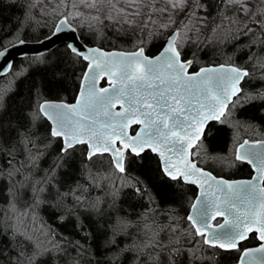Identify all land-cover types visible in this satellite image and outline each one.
Segmentation results:
<instances>
[{
    "label": "trees",
    "instance_id": "16d2710c",
    "mask_svg": "<svg viewBox=\"0 0 264 264\" xmlns=\"http://www.w3.org/2000/svg\"><path fill=\"white\" fill-rule=\"evenodd\" d=\"M143 1L153 8L154 19L165 16L161 14V0ZM108 2L111 0H95L96 6L103 8L105 14L110 8ZM251 2L257 8L262 6V0ZM69 3V0H55L54 8L41 14L34 7H30L32 9L29 11L23 1L0 0V48L17 39L37 40L47 36L62 14L68 15V20L77 27L81 39L88 44L107 49H133L143 46L146 53L152 55L164 43V33L159 31L158 34L150 36L145 32L139 36V40H135L137 44L133 45L135 34L115 31L103 20H87L84 16L81 19L77 17L78 21L73 22L71 18L78 13L69 8ZM194 4L197 8L187 14L181 27V35L190 29L197 32L198 29L201 31L205 28L199 41L187 44L183 52L186 59L194 61L192 70L201 65L219 62L235 63L248 67L254 73L252 78H246L243 82L245 94L264 91V78L253 63L248 61V57L252 55L248 46L254 41L244 40L233 47L235 41L232 34L238 31L233 24L228 31H224L217 43L209 44L208 40L215 36V30L220 25V0H194ZM231 18L235 20V15ZM154 25V30L160 28L156 23ZM180 40L178 36L177 43L183 45L185 41ZM255 43L253 51L259 53L261 45L258 40ZM259 59L264 61V54ZM12 64V71L0 79L1 92L4 82V85H9L2 95L0 92V141L18 144L14 153L17 160L14 168L24 163V158L20 159L19 153L25 147L30 151L29 140L34 145L31 152L38 154L33 172L24 175H27L32 183L43 179L44 191L38 193L39 201L35 208H31L34 212L28 213L27 217L22 216L24 222L16 227L12 219L13 227L19 228L20 231L26 229L33 243L39 242L45 247H51V242L57 241L58 237L61 242L64 238L75 241L90 230L95 236V249L103 253V245L109 238L113 222L118 219L139 223L147 219L148 223H154L156 240L180 247L182 254L177 257L176 264L235 262L241 249L257 243L255 234L251 233L233 250L205 245L201 237L194 235L195 229L186 218L196 194V187L180 179L174 181L166 177L158 158L148 150L139 155L127 152L124 158V173L114 169L107 155H94L88 159L85 155V145H75L66 152L61 151L59 138L51 136L49 123L43 116L38 115V104L45 99L70 101L77 92L86 62L68 50L65 43L58 44L41 55L18 57ZM236 129L238 132H234ZM245 137L250 140L264 138V107L259 101L234 106L231 111H226V118L209 122L192 158L216 175L228 178L249 177L252 173L250 166L244 161L236 160L232 148L234 142H240ZM6 158L8 157L0 156V168L4 167L2 162ZM219 158L225 159L224 162ZM19 160H22V163ZM95 171L105 174L100 183L90 182V175L93 180H99L94 174ZM13 182L7 175L0 177V208L5 210L9 203H13L12 194L8 191ZM138 188L142 194L137 192ZM66 193L69 195L65 196ZM77 194L90 204L96 202L102 205L105 213L97 215L95 212H85L81 209L80 219L73 213L71 218L61 222L60 216L65 215L67 210L75 205ZM32 196L31 188L27 185L24 188L17 186L15 199L23 201H19L23 203L22 206L30 204ZM81 219L85 226L84 233L76 226ZM49 230L52 235L45 239ZM17 250L13 237H0V251L3 252L0 264H8L10 258L14 262L13 253ZM185 254L189 258H185ZM193 254L195 261L190 259ZM75 255V252H70L69 256H58L53 252L46 258V264H69V257L75 258ZM110 255L111 253L103 254L99 258L104 260ZM167 255L165 253V256ZM128 264H131V261ZM165 264H171V261L166 260Z\"/></svg>",
    "mask_w": 264,
    "mask_h": 264
},
{
    "label": "snow or ice",
    "instance_id": "6c2138e0",
    "mask_svg": "<svg viewBox=\"0 0 264 264\" xmlns=\"http://www.w3.org/2000/svg\"><path fill=\"white\" fill-rule=\"evenodd\" d=\"M161 3L163 4L161 14L167 16L169 20V23L162 27V31H167L169 37L163 52L154 59H150L145 55L143 47L135 51L120 53H107L99 52L97 49H88V54H85L84 50L77 47L74 42L76 37L73 36L67 44L68 50L77 57L89 62L87 65L88 71L84 73L85 81L91 79V83L87 85V93L85 94L84 86H82L81 96L83 99H78L76 105L54 104L46 101L39 105L38 115L46 117L52 122L54 126L51 128L50 134L52 137H63L66 148L62 151L66 152L67 149L74 146V143H87L89 148L92 149L91 141L97 138V120L100 118V114L103 113L105 118L103 129L108 132L103 143V151L114 154L113 163L119 172L124 173L126 171L121 156L116 154L120 147L125 151H131L139 155L145 151L146 147L152 152H158V146L162 145L169 153L176 151L181 156L184 149L188 153L187 163L181 160L183 163V169L181 170L180 163L173 166L171 160L165 157L164 151H159V155L163 158V172L165 175L174 181L177 180L178 176L173 175V167H175L181 173L183 179L189 183H196L192 177L196 176L198 172L201 174V178L207 181L208 174L191 162V155L201 142L200 132L202 129L197 125L202 124L204 120H222V118H226V110L231 111L237 105L259 101L261 106L264 107V91L245 94L243 82L246 81V78H252L254 75L248 67L221 64L218 67H202L197 71H192L194 61L186 59L183 52L187 44L199 41L200 33L197 32L195 40L189 34L183 45L177 43V38L181 35L183 20L187 18V14L191 10L197 8V5L194 4V0H161ZM220 3L222 14L220 25L215 31H228L235 24L238 31L232 34L235 41L233 47L244 40L252 39L254 42L248 46V50L252 52V55L248 57V61L253 63L254 67L260 71L261 77L264 78V61L259 59L264 54V0H262V6L259 8L253 5L251 0H220ZM87 6L94 8L96 4L92 3ZM30 7H35V4L30 5ZM233 14L235 20L231 18ZM76 18L72 17V19ZM67 23L68 15L65 14V19L54 26L55 32L52 36L46 37L45 40L59 37L61 32L65 30L75 32L74 28L66 29ZM241 25L243 26L241 27ZM130 27L135 28V25L132 24ZM257 33H259V36H257ZM256 40L261 45L259 53L253 51L256 47ZM217 42L215 36L208 40L209 44ZM23 43L24 41L21 40V44ZM8 51V49L0 51V57H6ZM133 66L137 69L142 68L143 75L140 78L141 83L131 90L136 93L146 92L153 97V101L147 107L157 109L155 115L162 117L160 120L161 126L167 129L169 128L168 122L172 121L167 136L154 126L151 110L141 112L137 108V112L133 113L131 111L133 106L127 100L115 106L119 109H127L123 114L120 111L114 113L110 110L114 107V100L128 96L129 89L127 85L121 88L118 87V84L129 79V70ZM13 67L14 65L11 62L0 65V79L9 74ZM160 67H163L165 73H167V78L161 76L158 72ZM113 69L118 70V72L113 71ZM100 71L111 73V75L105 77L111 87H101V94H98L95 81ZM117 74H119V79L114 78ZM157 78L163 80L162 86L152 83ZM173 89H175V92L172 91ZM192 99L196 100L197 105L194 114L189 108ZM137 103L139 104L140 101L138 100ZM205 109L206 111H204ZM160 110L164 111L161 112ZM170 112L177 115L184 113L183 121L174 119L173 116L169 115ZM135 115H141L143 118L137 119L135 123L128 125V127L132 128L134 125H142V127L139 133L125 136L122 131L125 121L132 119ZM117 129L120 131L117 132ZM154 131L157 133L155 136L153 135ZM86 136L88 137L87 140L84 139ZM193 140L196 141L195 144L192 142ZM177 144L180 145L181 151L176 150L175 146ZM247 144L248 141L245 140L236 149V160L248 159L247 153L242 152ZM113 145H116V147H113ZM17 147L18 144L13 145L6 140L0 141V156L8 157L2 162L4 167L0 168V177L7 175L14 181L11 188L8 189L13 199L11 208L9 210L0 208V237H13L18 249L13 253L15 261L13 262L10 258L8 264H46V258L53 252L58 256L60 254L69 256L70 252H75V258L69 257V264H128L129 261H131V264H165L166 260H170L171 264H176L177 257L182 254L180 247L165 244L162 240H156L154 238L156 225L148 223L147 219L143 223L124 219L113 222L109 238L103 245V253L95 249V236L90 230L82 238L75 241L64 238L61 242L58 237L57 241L51 242V247H45L39 242L33 243L31 237L27 235L26 229L20 231L19 228L13 227L12 218L15 216V204L19 203L15 199L17 182L20 188L27 185L28 188H34L37 193H40L44 191L41 184L45 181L41 179L34 186L28 176L24 175V173L33 172V166L38 159V156L33 157L32 155L31 148L34 145L30 140L28 141L29 158L13 168V165L17 164L14 155ZM99 147L98 144L97 148ZM19 155L21 158L24 157L22 150ZM93 155H95V152L90 151L88 159H91ZM189 165H192V169H189ZM244 187L243 184H237L225 188L221 184H217L216 188L213 189L210 182L207 183V187L204 184L201 185L200 195L202 199L197 200V203L192 205L193 212L196 215H189L187 219L195 229L194 235L201 237L205 245L219 249H236L239 242L247 238L245 231L242 230V225L247 226V232L253 230L258 232L259 239L264 241V200L257 201L254 196L241 195ZM137 192L141 193V190L138 188ZM217 192L223 193V196L217 195ZM67 195L69 194L66 193L65 196ZM5 199L7 201L8 198ZM237 201L240 204L247 205L242 216L239 214L240 206ZM257 203L262 206L258 216L256 213ZM23 207L27 208L29 206L25 204ZM81 209L85 212H95L97 215L105 213V208L102 205L96 202L90 204L77 194L75 205L68 209L65 215L60 216L61 222L71 218L73 213L76 214L77 219H80ZM213 212L216 215H213ZM218 217L223 218V223H219ZM208 221H216V226L213 227ZM253 224L256 225L255 229L250 226ZM76 226L80 232L84 233L85 226L82 219ZM225 228L230 231L223 232ZM221 233L223 234L221 235ZM49 235H52L50 230L45 239ZM255 251L264 252V245ZM108 253H111V255L106 259L101 260L99 258L100 255ZM165 253L168 255L165 256ZM252 254L251 252H244L241 257V264H244V259ZM2 256L3 252L0 251V258ZM185 258L189 257L185 254ZM190 259L195 261V254Z\"/></svg>",
    "mask_w": 264,
    "mask_h": 264
},
{
    "label": "water",
    "instance_id": "95a60500",
    "mask_svg": "<svg viewBox=\"0 0 264 264\" xmlns=\"http://www.w3.org/2000/svg\"><path fill=\"white\" fill-rule=\"evenodd\" d=\"M65 19V15H62L56 22L55 25L59 24V22L61 20ZM67 28H74L75 32H69L67 30L61 32V34L59 35V37L53 38L52 40H45L46 37H50L52 36L53 32H55V27L53 28L52 32L50 34H48L45 37H42L40 39L37 40H25V39H19L17 41H14L12 43H9L8 45L0 48V51H4L5 49H8L9 51L7 52L6 57H0V65H3L5 62H13L16 58L20 57V56H27V55H39V54H43L46 53L47 51L51 50L52 48H54L55 46H57L58 44L61 43H65L66 45L68 44V42L72 39L73 36L76 37L75 39V43L77 45V47L81 48L82 50H84L85 54H88L87 50L88 49H97L99 50V52H107V53H120V52H131V51H135L138 50L140 47L136 48V49H129V50H125V49H117V48H110V49H105L103 47H100L98 45H94V44H87L85 43L81 38L80 35L78 34L77 28L72 25L70 22L67 23L66 25V29ZM175 30V29H174ZM168 35L162 45V47L154 54L149 55L145 52V55H147L150 59H154L156 56H158L161 52H163V49L167 46L166 45V41L168 40ZM21 40L24 41L23 44H21ZM163 59V58H162ZM192 60V59H190ZM86 62V66L84 69V72L82 74V77L80 79V83H79V87L77 90V93L74 97V99L70 102H65V101H60V100H54V99H48V100H43L39 103L42 104L44 102H50V103H54V104H67V105H76V102L78 99H83V97L81 96V91H82V86H84V91L85 94L87 93V85L91 83V79H89V81H85L84 80V73H86L88 71V61ZM235 65L233 63H225V62H220V63H215V64H207V65H202L200 67H198L196 70H199L202 67H218L219 65ZM237 66V65H235ZM113 71H117L116 69H113ZM130 77L128 80L124 81L121 84H118V87H125V85H127L128 89H129V93L127 97L121 98L119 100H114L113 101V109H110L111 111H120L122 114L124 112L127 111V109L125 108H120L119 107H115L118 106L120 104H122L125 100H127L129 103H131V105L133 106L131 111L133 113L137 112V108H139L141 110V112H145V111H149L151 110L153 115H152V120H153V124L156 128H159L161 133H164V135H168V132L170 130L171 127V122L169 123V128H165L163 126H161L160 124V120H161V116H157L155 115L157 109H149L147 106L150 104L151 101H153V97L151 95H148L146 92H140V93H136L134 91H132L131 89H134L138 84L141 83V76L143 75V69H137L135 66H133L130 70ZM158 72L160 73L161 76L167 78V73H165L163 67L158 68ZM111 75L110 72H106V71H100L98 73L97 76V80L95 81L96 84V91L98 94H101V87L104 88H110V84L108 83L107 79L105 78L106 76ZM115 79H119V74H117L116 77H114ZM153 84L155 85H163V80L157 78L155 80L152 81ZM173 92H175V89L172 90ZM140 101V103L138 104L137 101ZM182 106V105H181ZM197 105H196V100L192 99L191 103L189 104V108L192 111V114H194L195 109H196ZM39 108V106H38ZM161 112H163L164 110H160ZM206 111V109L204 110ZM170 116H173L174 119H180L181 121H183V115L184 113H181L180 115H177L175 113H169ZM50 124V132H51V128L54 126L52 124V122L50 120H48L46 117H44ZM143 117L141 115H135L132 119H129L127 121H125V125L123 127V134L125 136H132L135 135V133H139L141 126H133L134 130L131 131V129L133 128H129L128 125L135 123V121L137 119H142ZM166 119V118H165ZM189 119H191V117H189ZM105 120V118L103 117V113L100 114V118L97 120V138L93 139L91 141L92 144V149L89 148V145L87 143H85L86 145V156L88 157L89 152L90 151H94L95 154H108L112 160L113 163V156L114 154L112 152H104L103 151V143L104 140L106 138V136L108 135V132H105L103 129V121ZM211 121H217V120H204L202 122V124H198L197 127L201 128L202 131L200 132V136L202 137L204 134V131L206 129V126L208 125L209 122ZM109 131H111V129H109ZM120 130L117 129V132H119ZM153 135H157V133L154 131ZM61 141H62V149L66 148V145L64 143L63 137H60ZM85 140L88 139V137H84ZM130 139V137H129ZM245 140L248 141V144L245 146V149L242 150V152L247 153L248 155V159H242V161L246 162L251 170L252 173L249 177H234V178H228L222 175H216L215 173H213L212 171H210L209 169H206L200 165L197 164V162L192 158L191 155V162L195 163L199 169H201L204 173L208 174V180L206 181L205 179L201 178V174L198 172L196 176H193L192 179L196 181V183H189L187 181H185L181 175V173L179 171L176 170L175 167H173V175H177L178 179H180L181 181H183L184 183L187 184H191L193 186L196 187V194L190 204V207L188 209L187 215L186 217H188L189 215L195 216L196 213L193 212L192 209V205L197 203V200L202 199L201 198V185L204 184L205 187H207V183H211L212 188L215 189L217 184H221L222 187L228 188L237 184H243L244 190L242 191L241 195H247V196H254L256 198L257 201L260 200H264V138L262 139H257V140H249L247 138H245L241 143H243ZM194 144L196 143L195 140L192 141ZM239 143L236 147V149L239 148V145L241 144ZM76 144H80V143H74V146ZM100 145L99 148H97V145ZM171 147V145H169ZM113 147H116V145H113ZM176 150L177 151H181L180 149V145L177 144L176 146ZM148 150L147 147L145 149V151ZM139 151V150H137ZM150 151V150H148ZM159 151H164V155L165 157H168L171 162L172 165L175 166L177 163H180V169H183V163L181 160H183L184 163H187V159H188V153L187 150L184 149L182 151V155L180 156L178 152L173 151L171 153H169L162 145L158 146V152H152L150 151L152 154L156 155V157L158 158L159 161V165L160 168L163 172V168H164V162H163V158L159 155ZM132 154L137 155L136 153H133L131 151H129ZM143 153V152H142ZM121 156L122 161L124 162V149L122 147L119 148L118 153ZM141 154V153H140ZM251 161V162H250ZM114 167L116 170H118L115 166V164L113 163ZM189 169H192V165H189ZM163 174L165 175V173L163 172ZM166 177H168L167 175H165ZM170 178V177H168ZM171 179V178H170ZM254 184V185H253ZM217 195L223 196V193L217 192ZM237 203L240 206V215H244V212L246 211V206L247 205H243L240 204L239 201H237ZM261 205L259 203H257V207H256V213L257 216L259 215V212L261 210ZM213 215H216L215 212L212 213ZM217 220L219 221V223H223V218L218 217ZM191 223V222H190ZM208 223H211L213 225V227L216 226V221H208ZM253 229H255L256 225H250ZM242 230L245 231L246 236L248 238V236L251 233L255 234V237L257 239V243L251 246H247L245 248H243L240 253L239 256L237 258L236 262H219L216 264H241V257L243 256L244 252H251L253 253L250 257H247L244 259V264H264V252H258L255 251L256 249L260 248L262 245H264V241L259 239V233L256 232L255 230H253L252 232H247V226L242 225ZM230 230L228 228H225L223 230V232H229ZM223 233H221L222 235ZM246 238V239H247ZM246 239L242 240L239 242V244L243 241H245ZM238 244V246H239ZM222 250H233V249H222Z\"/></svg>",
    "mask_w": 264,
    "mask_h": 264
},
{
    "label": "rangeland",
    "instance_id": "374dc122",
    "mask_svg": "<svg viewBox=\"0 0 264 264\" xmlns=\"http://www.w3.org/2000/svg\"><path fill=\"white\" fill-rule=\"evenodd\" d=\"M11 1H18V2L23 1L25 3V6H28L29 11H31V9L33 8V7L30 8V5L35 4L34 8H36L38 10V13L42 14V13H45L48 10L54 8L53 2L55 0H11ZM69 1H70L69 8L77 11V13H78L76 16H73V17H78L79 19H81L85 16L84 19H87V20H93V21L103 20L107 24H109L113 28V30H115V31H119L120 33H128L129 32L130 34H135L133 45L137 44L135 40H139L140 39L139 36L144 35L145 32L147 33L146 34L147 36L153 35L155 33L158 34V31L160 33H164L165 37L168 35L167 31H162L163 25L169 23L168 17L163 16L161 18L154 19L153 8L150 7V5L147 4L146 2H144L143 0H115V1L111 0V2L107 3V5L110 4V8H109L108 13H106V14L104 13L103 8L99 9L98 6H96L94 8H90L87 6L88 4L95 3V0H69ZM50 2H52V3H50ZM71 20H73V22L78 21L77 18L76 19L71 18ZM154 23H156L160 28H157L154 30V28L156 27L154 25ZM132 24L135 25V28L130 27V25H132ZM203 29H205V28H203ZM149 30H150V32H149ZM190 30H193V29H190ZM190 30L183 32L182 35H180V38H181L180 41L181 42L186 41L187 36L189 34L192 35L193 40L196 39L197 32L200 33V37L203 36V34H204V33H202V30L200 31V29H198L197 32L194 30L190 32ZM222 35H224V30H220L219 32L215 31V37L217 38V40H219ZM4 83L1 86L2 92L0 89L1 95L4 93L3 91H5L6 89L9 88V85H6V84L4 85ZM234 132H238V129H236ZM236 137H238V136H236ZM237 143L238 142H234L232 144L233 152H235V148H236ZM23 153H24L23 158L25 161L26 159L29 158L28 157L29 150H27L25 147V148H23ZM32 155H33V157H36L38 154H35V152H32ZM6 159H8V158H6ZM20 159H22V158H20ZM219 160L224 162L225 159L219 158ZM19 161H21L20 163H22V160H19ZM35 166H36V164H35ZM28 174H30V173H28ZM94 174L96 176H98L97 178L99 180H97V181L93 180V177H91V175H90L89 176L90 182L94 181L96 183H100V180L102 181L105 177V174H103V172H101V171H97V172L95 171ZM36 183H37V181L33 182V185L35 186ZM17 186H19L18 182H17ZM109 186H110V183H109ZM41 187L44 188L45 183L41 184ZM31 193L33 196L30 198L31 203L27 204L29 207H27V208L23 207L22 206L23 203H20V202H23L21 200H19L20 201L19 203L15 204L16 211H15V216H13L12 219L14 222V226H16V227L18 226L17 224L24 222L22 220V216L27 217L28 213L32 214L34 212V210L33 209L31 210V208H35V206L37 205V203L39 201L38 193L35 191L34 188H31ZM11 205H12V203H9V205H7L6 210H9L11 208ZM25 213H26V215H25ZM30 218L32 220H34L32 215H30Z\"/></svg>",
    "mask_w": 264,
    "mask_h": 264
},
{
    "label": "flooded vegetation",
    "instance_id": "af4514ba",
    "mask_svg": "<svg viewBox=\"0 0 264 264\" xmlns=\"http://www.w3.org/2000/svg\"><path fill=\"white\" fill-rule=\"evenodd\" d=\"M49 128H50V126H49ZM60 140V142H61V139H59ZM61 146H62V142H61Z\"/></svg>",
    "mask_w": 264,
    "mask_h": 264
}]
</instances>
